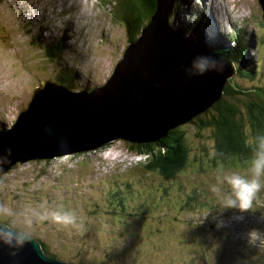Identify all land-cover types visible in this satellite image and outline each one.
I'll return each mask as SVG.
<instances>
[{
	"label": "rangeland",
	"instance_id": "obj_1",
	"mask_svg": "<svg viewBox=\"0 0 264 264\" xmlns=\"http://www.w3.org/2000/svg\"><path fill=\"white\" fill-rule=\"evenodd\" d=\"M39 1L0 0V137L3 138L12 134L11 129L21 113L29 108L40 81L57 83V76L65 70L80 85L77 90L101 85L107 82L130 42L124 23L114 17L115 0H86L87 3L85 0H54L55 9L50 5L51 0ZM184 1L180 17L184 19L186 14L187 18L198 19L197 9L203 5L202 0ZM227 1L231 5V19L237 22L241 16L248 19L245 31L254 38L249 55L258 60L260 68L252 79L236 70L225 85L235 84L240 90L264 86L263 9L258 0ZM71 2L79 4V12L58 15L56 21L55 17L48 18L53 10L57 13L69 8ZM173 8L174 5L169 23H174L173 28L179 31L183 24H178V20L183 22L176 19ZM33 10H39L34 18L29 15ZM79 14L88 23H83L82 27L84 40L75 30L81 31L80 18L74 23L76 35L70 38L75 39L71 42L75 54L63 47L58 56L49 55L45 46L58 37L52 40L51 34L40 30L39 40L37 28L47 26L48 22L47 27L51 25L56 29L58 25L64 29L66 22ZM216 33L227 40L223 32ZM220 40L218 47H230ZM191 58L188 56V61ZM247 92L237 95L239 102L225 96L246 113L243 102L251 96ZM181 105L178 101L171 109ZM212 111L210 108L198 117L207 120ZM31 115L28 113L26 117ZM198 117L178 127L186 136L189 156L171 178L145 171V156L128 148L132 142L117 139L86 155L73 153L17 163L2 173L0 203L18 210L44 205L48 209L73 212L74 226H64L51 219L37 221L33 226L32 238L39 244L42 242L61 262L264 264V177L251 209L219 208L217 197L211 191L215 176L220 170L246 173L250 161L215 157L213 130L200 128ZM72 121L66 129L76 127L77 123ZM26 134L22 133L19 141ZM115 188L119 189L118 193ZM217 223L222 226L217 227ZM253 231L256 233L250 240L249 234Z\"/></svg>",
	"mask_w": 264,
	"mask_h": 264
},
{
	"label": "water",
	"instance_id": "obj_2",
	"mask_svg": "<svg viewBox=\"0 0 264 264\" xmlns=\"http://www.w3.org/2000/svg\"><path fill=\"white\" fill-rule=\"evenodd\" d=\"M155 1L149 23L126 48L108 84L92 92L96 99L88 94L80 98L58 85L50 88L48 81L39 83L29 108L13 126L20 134L14 131L0 139V154L11 149L9 162L0 165V174L17 163L90 152L117 139L139 144L157 142L169 130L206 112L220 99L227 79L236 72L232 61L191 36L194 33L184 31L182 35L171 26L169 13L175 0ZM258 1L264 13V0ZM197 48L196 54L222 60L223 71L186 76L181 66L187 65L188 56L196 55ZM49 93L50 100L59 108L44 104L42 100ZM178 101L181 107L171 109ZM28 113H32L31 117H26ZM24 120L33 125L30 130ZM71 120L77 123L76 127L66 129ZM25 132V138L19 141ZM60 146L66 147L57 148ZM0 264L74 263L60 262L45 255L40 244L32 238L12 257L0 247Z\"/></svg>",
	"mask_w": 264,
	"mask_h": 264
},
{
	"label": "trees",
	"instance_id": "obj_3",
	"mask_svg": "<svg viewBox=\"0 0 264 264\" xmlns=\"http://www.w3.org/2000/svg\"><path fill=\"white\" fill-rule=\"evenodd\" d=\"M117 5L114 6V17L118 22L124 23V28L128 32L130 41L136 40V36L141 33L146 23L150 21L152 14L155 11V0H115ZM183 0H175L174 13L176 18L182 19ZM246 21V22H245ZM247 24V20L244 19ZM172 24V23H171ZM174 24V23H173ZM173 24L171 25L173 27ZM187 28L179 29V32L195 33L193 26L188 24ZM189 27V28H188ZM240 29H235L231 39L236 42V48L228 49L216 46V53L219 56L232 60L238 63L237 71L249 79L254 78V73L259 70V64H254L247 57L248 48L252 45V35L238 32ZM243 30V29H241ZM185 31V32H184ZM194 31V32H193ZM245 38H247L245 40ZM47 53L52 56L61 53V43H55L45 47ZM71 73L63 70L57 76L58 82L72 91H76L78 84L73 82L69 77ZM86 90H90L87 88ZM248 91L247 100L243 102L246 113L241 111L236 103L230 102L226 96H230L235 101H238L237 95H242V92ZM221 99L211 106L213 110L207 120L199 118V127H211L213 130L214 141V156L220 159L227 157L236 158L238 160L250 161L254 152V138L259 134H264V86H255L250 90H240L235 84H226L223 89ZM243 96V95H242ZM241 101V100H239ZM238 101V102H239ZM196 117V118H197ZM193 118L191 122L194 120ZM127 142V141H124ZM130 143V142H128ZM137 155H144V167L147 172H157L164 178H171L181 167H183L189 156L188 143L186 136L180 128L169 130L168 134L154 143H130L127 145ZM107 147V146H105ZM86 152H79L77 155H86ZM127 187L129 185L127 184ZM115 188V193H118ZM113 192V195L115 194ZM111 199H109L110 203ZM125 203V202H124ZM122 204V203H121ZM126 206V204H125ZM124 207V205H123ZM42 249L46 255L54 256L50 253L43 243Z\"/></svg>",
	"mask_w": 264,
	"mask_h": 264
},
{
	"label": "clouds",
	"instance_id": "obj_4",
	"mask_svg": "<svg viewBox=\"0 0 264 264\" xmlns=\"http://www.w3.org/2000/svg\"><path fill=\"white\" fill-rule=\"evenodd\" d=\"M224 1H226L228 5H230V3L227 0ZM39 2H41V0ZM202 2L203 5L201 7V10L199 11V6L197 9L198 19L200 21L197 18L196 20H194V17L187 18V15L185 14L186 18L185 16L184 19L181 17L182 18L181 21L183 23L180 24H183V26L186 27L189 24V22L198 21L203 25L201 26L200 24H196V23L191 24L193 26L192 30L194 29L195 33H204L207 31L204 28L210 31L211 27H209V25H211V23L214 22L215 24L218 25L217 31L212 30L210 32H207L208 38L210 40L213 39L218 35V33L216 32L221 31L223 32L224 36L226 35V39H227L226 41L223 39L225 42L224 44L225 45L229 44L230 46V47L226 46V48L228 49L236 48V42H234V40L231 38L234 34L235 29H240V30L243 29V24H246L244 22L245 17L241 16L240 21L237 22L236 20L230 18L231 16L229 15L228 8L223 7L224 10L226 9V12H221V11L220 13L218 12V10H223L220 3L215 2L214 0H208L209 6L205 9L204 0H202ZM175 15L178 14L175 13ZM50 18H52V16H50ZM205 22L209 23L208 26L207 25L205 26L204 24ZM49 24L50 23L47 22V26ZM179 29H181V27H179ZM243 33L246 34V31L244 30ZM250 34H248V36H250ZM71 36H74V34H71ZM246 39L247 38H245V40ZM72 40L74 41L75 39ZM253 40L254 38L252 36V43ZM251 50L252 49L249 47L247 53L251 52ZM76 53L78 54L79 52L77 51ZM223 67L224 66L222 60L204 54L194 55L188 61V64L186 66H181L182 71L188 77L203 76L204 74L210 72L220 73L223 71ZM178 127L179 126H177L176 128ZM254 145L255 147H254L253 156L250 160L249 167L246 173H241L235 170H220L215 176V184L212 186L211 191L217 197L219 208L221 209L235 208L240 211H244L252 208V203L255 194L261 188V178L264 177V134H259L254 138ZM10 155H11V149H6L5 154H0V165L8 163L9 162L8 158ZM47 219H51L52 221H55L56 223L64 226H74L76 224V216L74 215L73 212L68 210L48 209L44 205H40L37 207L26 206L25 208L18 210L6 203H0V247H3L4 249L7 250L8 256L10 257L15 256L16 252L32 239L34 224L37 221H43ZM216 226L220 227L222 226V224L217 223ZM211 227L214 229L213 225H211ZM254 232L255 231L249 234L250 240L252 239V234Z\"/></svg>",
	"mask_w": 264,
	"mask_h": 264
},
{
	"label": "bare ground",
	"instance_id": "obj_5",
	"mask_svg": "<svg viewBox=\"0 0 264 264\" xmlns=\"http://www.w3.org/2000/svg\"><path fill=\"white\" fill-rule=\"evenodd\" d=\"M52 1H54V0H51V7L53 8V9H55L56 7H54V4L52 5ZM77 1V0H76ZM79 1V0H78ZM215 2H218V0H214ZM36 2V1H35ZM184 0H183V4H184ZM61 3V2H60ZM220 3V2H219ZM222 6H223V4L222 3H220ZM228 5V4H227ZM46 6H47V4H46ZM228 6H230V5H228ZM201 7L202 6H199V11L201 10ZM262 8V7H261ZM20 9H21V11H24L23 10V8L22 7H20ZM69 11H70V14L71 13H76V12H79L80 10V6H79V4H73L72 2H71V5H70V7H69ZM115 9V8H114ZM45 10H46V8H45ZM69 11H68V14H69ZM39 12V10H33V12L32 13H30L29 15H30V17H32V18H34V16H35V14H37ZM58 12V11H57ZM85 12V11H84ZM262 12H263V10H262ZM54 14V15H53ZM56 15V13L54 12V10L52 11V13L51 14H49V16H55ZM86 16V15H85ZM77 18H80V22H81V31H78V28L77 29H75L74 28V23H76L77 22ZM245 20H247V22H248V19L247 18H244ZM70 21H67L66 22V24H65V26H64V29H62V27H58V25L56 26V29H53V27L50 25V27H47L46 25H41V27H38L37 28V34L36 35H38L39 36V40H40V30H46V32L48 33V34H51V36H52V40L53 39H55L56 37H58V39L57 40H55V41H53V43L52 44H55V43H61V51H62V49H63V47H65L66 48V51L68 52V53H73V54H75V49L73 48V46H72V44H71V42L72 43H74L73 42V40L72 39H74V38H70V37H74L76 34V32H75V30L76 31H78V32H80V34H77V36H80L81 38H83V40H84V35H83V33H82V27H83V23L85 24V23H88L87 21V19L83 16L82 17V15L81 14H79V15H77V16H74V17H72L71 19H69ZM55 21H56V19H55ZM54 21V22H55ZM78 21H79V19H78ZM181 21V20H180ZM246 22V21H245ZM200 24L201 26L203 25L202 23H200V22H198V21H196V22H189V25L190 24ZM148 24V22L146 23V25ZM178 24H180V22H179V20H178ZM205 24V26L207 25L208 26V22H205L204 23ZM78 25V24H77ZM76 26V25H75ZM182 28H187V27H185V26H181ZM209 27H211V30L210 31H212V30H214V31H217V27H218V25L217 24H215L214 22H212L211 23V25H209ZM144 28V27H143ZM204 28V27H203ZM75 29V30H74ZM205 30H207L206 32H204V33H194V34H192L191 36H196L197 38H198V40L200 41V42H202V43H204V44H207L209 47H210V49L213 51V52H215V49H216V45H217V42H218V44L219 43H222V42H220L221 40L220 39H222L223 40V38L221 37V36H219V35H217L216 37H214L213 39H209L208 38V36H207V32H210V31H208V29H206V28H204ZM246 29V24H243V31ZM66 30V31H65ZM61 31H64L65 32V34L63 33V32H61ZM75 32V33H74ZM77 32V33H78ZM86 33V32H85ZM71 34H74V36H71ZM140 34H138L137 36H136V38H138V36H139ZM251 35H252V33H251ZM76 36V37H77ZM253 36V35H252ZM37 40V39H36ZM135 41V40H134ZM134 41H132V42H134ZM224 41V40H223ZM37 42L39 43V41L37 40ZM253 42H254V40H253ZM131 42H129V44H130ZM253 44V43H252ZM48 45H51V43H47L46 44V46H48ZM45 46V47H46ZM70 47H72V48H70ZM251 49H252V45H251V47H250ZM247 57H248V59L250 60V61H253L254 62V64H257L256 62H258V60L257 61H255L254 59H253V55H252V57L249 55V53H247ZM121 60V59H120ZM119 60V61H120ZM119 63V62H118ZM117 63V64H118ZM232 64H233V67H234V69L236 70V67H238V63H234V62H232ZM117 66V65H116ZM116 66H115V68H116ZM115 68H114V70H113V72L111 73V75L109 76V78L107 79V82H105V83H103V84H101V85H98V86H95V85H93L92 86V88H91V86H89V87H87V88H90V90H86L87 88H82L81 87V90H76V91H72V90H70V89H68L69 90V92L70 93H72V94H75V95H78L80 98H83V97H85V95H89L92 99L93 98H95L96 99V97H95V94L94 93H92L93 91H96L99 87H102V86H105V85H107L108 84V82H109V79L111 78V76L113 75V73H114V71H115ZM259 68H260V66H259ZM70 77V76H69ZM72 80H73V82H75V80H74V77H70ZM58 81V80H57ZM49 82V87L51 88V87H55L56 85H58V86H60V87H63V88H66L65 86H63V85H61L59 82H54V81H51V80H49L48 81ZM76 83V82H75ZM76 84H78V83H76ZM80 85L78 84V87H79ZM36 87V86H35ZM225 87V86H224ZM224 87H223V89H224ZM223 89H222V91H221V96H220V99H221V97H222V95H223ZM90 93H92V94H90ZM35 94H36V90L34 91V95H33V97H32V99L34 98V96H35ZM51 95H50V93L48 94V95H45V98H44V100H42V101H44V104L46 103V106L47 107H49V108H53V109H57V108H59L56 104H54L51 100ZM219 99V100H220ZM219 100H217V101H215L214 103H217ZM213 103V104H214ZM212 104V105H213ZM24 112H25V110H24ZM24 112H22L21 114H23ZM73 122V121H72ZM15 125V124H14ZM24 125H26V127L28 128V130H30V126H32L33 127V125H31V124H29L27 121H25L24 120ZM171 130H173V129H171ZM17 133V134H20V130H18L17 128L16 129H14V127H12V129H11V133L12 134H14L15 132ZM1 136V135H0ZM2 137H0V139H1ZM132 143H136V142H132ZM75 146H77V144H74ZM107 145V144H106ZM105 146V145H104ZM103 146V147H104ZM77 153H79V152H76V155H77ZM87 153V152H86ZM73 154V153H72ZM75 154V153H74ZM76 155H74V156H76ZM140 156H144V155H140ZM46 160H49V159H46ZM6 173V172H5ZM4 173V174H5ZM159 175V174H158ZM2 176H3V174L2 175H0V179L2 178ZM159 176H162V175H159ZM121 199V198H120ZM35 240V239H34ZM36 241V240H35ZM39 242V241H38ZM42 242H40V244H41ZM40 247H41V245H40ZM41 249H42V247H41ZM42 251H43V249H42ZM43 253H44V251H43ZM45 254V253H44ZM46 255V254H45ZM47 256H49V255H47ZM49 257H53V258H55L54 256H49ZM55 259H57V258H55ZM58 260V259H57ZM58 261H60V260H58ZM61 262V261H60ZM69 263H73V262H69ZM74 264H77V263H74Z\"/></svg>",
	"mask_w": 264,
	"mask_h": 264
}]
</instances>
